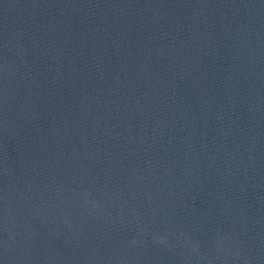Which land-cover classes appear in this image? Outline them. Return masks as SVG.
<instances>
[{
	"label": "water",
	"instance_id": "95a60500",
	"mask_svg": "<svg viewBox=\"0 0 264 264\" xmlns=\"http://www.w3.org/2000/svg\"><path fill=\"white\" fill-rule=\"evenodd\" d=\"M0 264H264V0H0Z\"/></svg>",
	"mask_w": 264,
	"mask_h": 264
}]
</instances>
